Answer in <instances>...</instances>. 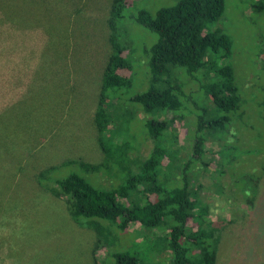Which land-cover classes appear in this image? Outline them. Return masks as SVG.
Masks as SVG:
<instances>
[{"label": "rangeland", "instance_id": "374dc122", "mask_svg": "<svg viewBox=\"0 0 264 264\" xmlns=\"http://www.w3.org/2000/svg\"><path fill=\"white\" fill-rule=\"evenodd\" d=\"M14 1L12 20L11 6L0 1V264H115L117 253H129L140 264H171L164 226L150 230L133 224L122 230L95 218L103 226L98 232L87 226L88 220H74L66 200L51 189L57 180L76 175L95 190L112 191L128 176L107 159L95 121L112 53L109 19L115 0H43L42 11L50 13L40 17L33 10L42 1L33 7L28 0ZM179 2L124 0L129 35L122 28L120 41L124 56L132 49L131 85L119 95L103 94L106 105L125 118L119 124L115 120L117 139L124 137L121 126L141 136L144 116L131 99L150 85L143 74L149 60L144 49L156 36L135 22V13L146 10L154 16ZM212 30L229 38L235 83L254 111L264 84L258 73L264 61V2L225 0ZM179 79L186 93L198 89L189 79ZM160 117L174 119L168 132L177 138L178 164L190 161L195 143L187 123L195 116ZM231 122L219 129L224 140L209 135L204 161L187 171L196 215L188 234L201 231L199 240L208 245L211 232L215 264H264V176L258 181L264 168V124ZM236 130L240 141L233 138ZM71 160L77 162L65 164ZM79 162L102 166L86 171ZM51 167L56 169L47 173Z\"/></svg>", "mask_w": 264, "mask_h": 264}, {"label": "trees", "instance_id": "16d2710c", "mask_svg": "<svg viewBox=\"0 0 264 264\" xmlns=\"http://www.w3.org/2000/svg\"><path fill=\"white\" fill-rule=\"evenodd\" d=\"M0 1L1 5L5 1L11 6L8 18L12 20L17 9L15 1ZM28 1L32 7L37 4V0ZM40 1L43 6L36 5L33 10L38 17L50 13L47 9L42 11L44 2L39 0V4ZM224 4L225 0H180L175 6L160 9L154 16L146 10L135 13V22L156 36V41L144 49L149 60L148 63L145 61L147 67L143 74L149 77L150 85L145 92L131 99L138 104L137 110L144 116L141 119V136L137 138L130 133V127L121 126L119 133L124 137L117 139L119 135L116 136L113 127L115 120L119 124L125 118H118L117 111L106 105L103 94L111 90L119 95L124 87H130V58L133 54L130 55L131 49L130 56L123 55L126 49L120 41L124 35L122 28L129 35L124 25L127 8L124 0H115L109 19L112 53L103 75V91L95 121L100 133V145L107 159L120 164L128 171V176L122 185L112 191L95 190L76 175L57 180L55 187L51 188L54 195L66 200L74 220L83 224L85 222L82 221L88 220L87 226L98 232L103 230V226L101 222L93 220L95 218L108 220L122 230L133 224L150 230L164 226L168 235L167 248L172 254L171 264L216 263L211 232L208 245L199 240L201 231L198 232L200 236L198 233L193 236L188 234L189 222L196 216L189 173L196 167L194 164L204 161L209 135L221 139L219 132L225 129L231 118L232 122L239 120L264 124V84L261 86L263 95L258 91L261 96L254 105L255 110H249V101L243 99L235 83L238 78L229 59L232 54L231 42L219 30H212V25L224 11ZM133 50L135 52V48ZM124 72L130 74L125 75ZM258 73L264 75V61ZM179 77L197 84L196 92L192 90V93H186L181 83L184 79L180 81ZM247 86L251 87L252 84ZM163 113L176 114L181 120L195 116L193 122L187 123L193 138L191 134L190 137L195 143L189 155L190 161L178 164L179 151L174 148L177 138H169L168 132L174 119L161 118ZM213 113L215 117H211ZM233 113H238V116L235 117ZM235 132L233 138L236 136L240 141L242 134L239 135L237 130ZM145 146L146 151L142 152ZM74 162L77 161L71 160L65 164ZM79 163L84 170L92 172L99 171L102 166ZM205 167L208 168L209 164H205ZM220 167L224 166L220 164ZM55 169L51 167L46 172ZM263 176L264 168L258 181ZM114 258L115 264H140L129 253H117Z\"/></svg>", "mask_w": 264, "mask_h": 264}]
</instances>
